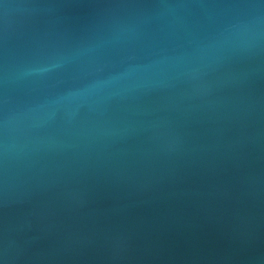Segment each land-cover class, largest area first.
Masks as SVG:
<instances>
[{
    "label": "water",
    "instance_id": "1",
    "mask_svg": "<svg viewBox=\"0 0 264 264\" xmlns=\"http://www.w3.org/2000/svg\"><path fill=\"white\" fill-rule=\"evenodd\" d=\"M0 264H264V0H0Z\"/></svg>",
    "mask_w": 264,
    "mask_h": 264
}]
</instances>
